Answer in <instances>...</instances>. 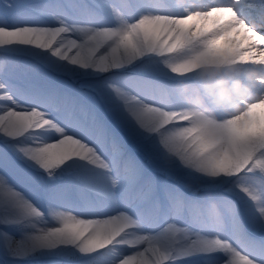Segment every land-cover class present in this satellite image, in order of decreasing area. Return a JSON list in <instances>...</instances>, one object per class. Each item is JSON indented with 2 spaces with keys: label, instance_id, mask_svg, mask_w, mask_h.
Wrapping results in <instances>:
<instances>
[{
  "label": "snow or ice",
  "instance_id": "6c2138e0",
  "mask_svg": "<svg viewBox=\"0 0 264 264\" xmlns=\"http://www.w3.org/2000/svg\"><path fill=\"white\" fill-rule=\"evenodd\" d=\"M0 264H264V0H0Z\"/></svg>",
  "mask_w": 264,
  "mask_h": 264
}]
</instances>
